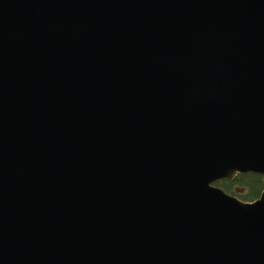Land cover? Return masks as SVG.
I'll return each instance as SVG.
<instances>
[{
  "label": "water",
  "instance_id": "1",
  "mask_svg": "<svg viewBox=\"0 0 264 264\" xmlns=\"http://www.w3.org/2000/svg\"><path fill=\"white\" fill-rule=\"evenodd\" d=\"M264 0H0V264H264Z\"/></svg>",
  "mask_w": 264,
  "mask_h": 264
},
{
  "label": "trees",
  "instance_id": "2",
  "mask_svg": "<svg viewBox=\"0 0 264 264\" xmlns=\"http://www.w3.org/2000/svg\"><path fill=\"white\" fill-rule=\"evenodd\" d=\"M263 181V175L258 173H237L234 178L221 179L215 184L243 200H253L258 197L262 189ZM236 185L239 186V189L243 187L245 189L237 192L238 188H236Z\"/></svg>",
  "mask_w": 264,
  "mask_h": 264
},
{
  "label": "flooded vegetation",
  "instance_id": "3",
  "mask_svg": "<svg viewBox=\"0 0 264 264\" xmlns=\"http://www.w3.org/2000/svg\"><path fill=\"white\" fill-rule=\"evenodd\" d=\"M239 173H257V172L249 171V172H239ZM258 174H260V173H258ZM261 175H263V174H261ZM234 177H235V176H234ZM234 177H233V178H234ZM263 177H264V175H263ZM222 179H228V178H222ZM230 179H232V178H230ZM219 180H221V179H219ZM219 180H217V181H219ZM217 181H215L214 184H215ZM215 185H216V184H215ZM262 186H263V185H262ZM234 187H235V186H234ZM238 187H239V186L236 185V188H238ZM244 189H245L244 187L241 188V189L238 188V191H237V192L242 191V190H244ZM229 193H230V192H229ZM231 194H232V193H231Z\"/></svg>",
  "mask_w": 264,
  "mask_h": 264
}]
</instances>
